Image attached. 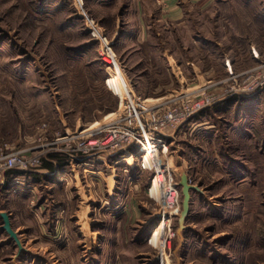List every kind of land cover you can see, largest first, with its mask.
<instances>
[{
    "label": "rangeland",
    "instance_id": "obj_1",
    "mask_svg": "<svg viewBox=\"0 0 264 264\" xmlns=\"http://www.w3.org/2000/svg\"><path fill=\"white\" fill-rule=\"evenodd\" d=\"M227 60L264 63V0H0V156L99 128L127 102L218 97ZM218 103L165 132L158 157L57 153L7 177L0 215L18 241L0 217V264H264V89ZM182 177L197 188L185 217Z\"/></svg>",
    "mask_w": 264,
    "mask_h": 264
},
{
    "label": "built area",
    "instance_id": "obj_2",
    "mask_svg": "<svg viewBox=\"0 0 264 264\" xmlns=\"http://www.w3.org/2000/svg\"><path fill=\"white\" fill-rule=\"evenodd\" d=\"M90 35L94 39H101L103 34L92 28ZM99 35V36H98ZM102 40H105L103 37ZM111 49H105L101 55L102 62L107 68L113 65L110 59ZM255 56L257 54H254ZM258 57V56H257ZM227 79L225 89L218 97L209 95L203 89V93L194 96L192 93L174 96L165 102L154 104L152 107H134L130 102L126 103V110L121 115L105 125L92 130H77L72 134H66L50 141H45L40 148H34L29 155L24 152H14L8 156H0V184L7 181L9 172L38 169L43 163V157L51 154H67L71 157L80 156L98 161L99 156L112 157L126 150L136 149L141 153V161L145 160L146 151L151 150L158 155L167 151L163 135L165 132H173L187 119L202 112L218 102L229 97L246 96L264 89V63L259 67L243 73L232 70L230 61L225 62ZM43 130V129H40ZM39 130V132H40ZM44 134V133H41ZM38 138L36 141H39ZM104 163V162H103ZM12 182H18V178L12 177Z\"/></svg>",
    "mask_w": 264,
    "mask_h": 264
},
{
    "label": "water",
    "instance_id": "obj_3",
    "mask_svg": "<svg viewBox=\"0 0 264 264\" xmlns=\"http://www.w3.org/2000/svg\"><path fill=\"white\" fill-rule=\"evenodd\" d=\"M180 186H182V196H183V212H182V217H185L189 213L190 209V196H191V191L197 190L196 187L191 186L189 183V180L186 177H182L180 181ZM3 223V230L8 234V236L16 241H18L17 236L15 232L12 229L11 223H9V216L6 213H2L0 215Z\"/></svg>",
    "mask_w": 264,
    "mask_h": 264
},
{
    "label": "trees",
    "instance_id": "obj_4",
    "mask_svg": "<svg viewBox=\"0 0 264 264\" xmlns=\"http://www.w3.org/2000/svg\"><path fill=\"white\" fill-rule=\"evenodd\" d=\"M52 158V157H51ZM53 158L57 159V157H54ZM58 161H60L57 165H60L61 164V160L59 159ZM43 168H46L47 170L51 171V169L53 168V165L51 163H47V162H44L43 164ZM20 172H16V171H11L9 172V176L13 177V176H21L22 174H19ZM25 175V174H24ZM8 176V177H9Z\"/></svg>",
    "mask_w": 264,
    "mask_h": 264
},
{
    "label": "crops",
    "instance_id": "obj_5",
    "mask_svg": "<svg viewBox=\"0 0 264 264\" xmlns=\"http://www.w3.org/2000/svg\"><path fill=\"white\" fill-rule=\"evenodd\" d=\"M196 1H199V0H196ZM110 160V159H109ZM110 164V163H109ZM116 164H119L117 161H114L113 164H112V167L115 166ZM108 167V166H107Z\"/></svg>",
    "mask_w": 264,
    "mask_h": 264
}]
</instances>
